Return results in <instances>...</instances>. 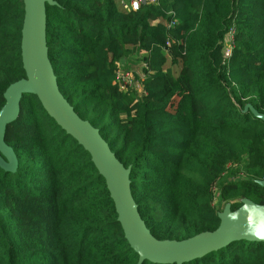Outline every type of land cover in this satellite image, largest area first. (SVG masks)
Wrapping results in <instances>:
<instances>
[{"label": "trees", "instance_id": "16d2710c", "mask_svg": "<svg viewBox=\"0 0 264 264\" xmlns=\"http://www.w3.org/2000/svg\"><path fill=\"white\" fill-rule=\"evenodd\" d=\"M54 1L45 36L58 89L130 167L152 236L214 230L217 182L221 207L264 203L255 182L264 177V122L243 111L250 104L264 114V0H155L135 10L116 0ZM23 14L21 0H0V108L7 86L25 76ZM132 55L143 64L141 94L116 83L119 62ZM4 140L18 165L0 168V264H138L90 154L35 95L21 97ZM228 166L236 168L219 182ZM182 264H264V242L235 241Z\"/></svg>", "mask_w": 264, "mask_h": 264}, {"label": "water", "instance_id": "95a60500", "mask_svg": "<svg viewBox=\"0 0 264 264\" xmlns=\"http://www.w3.org/2000/svg\"><path fill=\"white\" fill-rule=\"evenodd\" d=\"M21 1L24 14L20 56L25 76L9 84L3 93L5 102L0 108L2 170L15 172L18 165L13 149L4 140L6 126L17 118L21 97L35 95L46 113L90 154L91 161L105 180L124 237L138 254V264L145 260L158 264H182L235 241L264 242V203L257 204L247 198H242L240 206L234 210L230 209V203H226L222 211L217 212L219 223L212 231H203L182 240H159L152 236L132 197L130 167H124L118 161L98 129L81 119L58 89L45 36V5H55L56 2ZM243 111H249L264 122V114L250 104H246ZM255 182L264 187V177Z\"/></svg>", "mask_w": 264, "mask_h": 264}, {"label": "built area", "instance_id": "2783aa9c", "mask_svg": "<svg viewBox=\"0 0 264 264\" xmlns=\"http://www.w3.org/2000/svg\"><path fill=\"white\" fill-rule=\"evenodd\" d=\"M155 0H117V4L120 8L124 10H135L142 5H148L155 3ZM233 28L230 27L226 34L223 37L222 41V62H225L230 56L232 45H233ZM142 77H139L135 74L133 76L130 73H121L119 67L116 71V83L119 90L126 91L128 89H134L138 94L142 93ZM120 81L122 83H120ZM214 192L215 187L213 188V205H214Z\"/></svg>", "mask_w": 264, "mask_h": 264}, {"label": "rangeland", "instance_id": "374dc122", "mask_svg": "<svg viewBox=\"0 0 264 264\" xmlns=\"http://www.w3.org/2000/svg\"><path fill=\"white\" fill-rule=\"evenodd\" d=\"M169 64V62H168ZM167 64V65H168ZM142 62L140 59H138L136 57V55H132V56H129V57H126V58H123L120 62H119V70L121 73H130V75L132 74L133 76L138 75L139 77H142L143 73H142ZM174 71L176 72L177 71V66H174L173 67ZM120 83H122L120 81ZM236 167L235 166H228L224 172V174L222 175V179L219 181L221 182L222 180H224L228 174V172L231 170V169H235ZM238 173H236L235 176H237ZM235 176H232L231 177H235ZM218 186H219V183L217 182L214 187H215V192H214V207L215 209L217 210V212H220L222 211L223 207H221L219 201H218V197H217V190H218Z\"/></svg>", "mask_w": 264, "mask_h": 264}, {"label": "crops", "instance_id": "0c3cea01", "mask_svg": "<svg viewBox=\"0 0 264 264\" xmlns=\"http://www.w3.org/2000/svg\"><path fill=\"white\" fill-rule=\"evenodd\" d=\"M117 1V0H116Z\"/></svg>", "mask_w": 264, "mask_h": 264}]
</instances>
